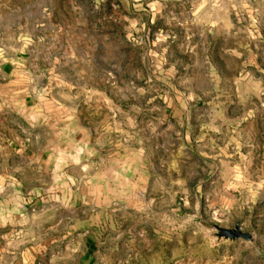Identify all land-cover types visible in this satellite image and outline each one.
Masks as SVG:
<instances>
[{
    "label": "rangeland",
    "instance_id": "1",
    "mask_svg": "<svg viewBox=\"0 0 264 264\" xmlns=\"http://www.w3.org/2000/svg\"><path fill=\"white\" fill-rule=\"evenodd\" d=\"M0 264H264V0H0Z\"/></svg>",
    "mask_w": 264,
    "mask_h": 264
},
{
    "label": "water",
    "instance_id": "2",
    "mask_svg": "<svg viewBox=\"0 0 264 264\" xmlns=\"http://www.w3.org/2000/svg\"><path fill=\"white\" fill-rule=\"evenodd\" d=\"M244 236L249 237V235L245 234Z\"/></svg>",
    "mask_w": 264,
    "mask_h": 264
}]
</instances>
